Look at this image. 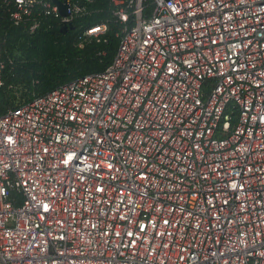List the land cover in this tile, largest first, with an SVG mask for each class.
I'll return each instance as SVG.
<instances>
[{"label": "built area", "instance_id": "2783aa9c", "mask_svg": "<svg viewBox=\"0 0 264 264\" xmlns=\"http://www.w3.org/2000/svg\"><path fill=\"white\" fill-rule=\"evenodd\" d=\"M58 1L0 0V86L7 38L118 45L0 111V264H264V0Z\"/></svg>", "mask_w": 264, "mask_h": 264}, {"label": "trees", "instance_id": "16d2710c", "mask_svg": "<svg viewBox=\"0 0 264 264\" xmlns=\"http://www.w3.org/2000/svg\"><path fill=\"white\" fill-rule=\"evenodd\" d=\"M106 3L107 0H95L97 5ZM104 16L97 13L80 18L65 33L57 27L43 28L33 37L7 38L4 47L21 63L3 69L0 111L18 106L34 94H44L86 74L103 71L118 45L114 29L108 30L106 41L93 40L82 47L78 46V34L80 26L98 23ZM231 110L234 120L236 110Z\"/></svg>", "mask_w": 264, "mask_h": 264}, {"label": "water", "instance_id": "95a60500", "mask_svg": "<svg viewBox=\"0 0 264 264\" xmlns=\"http://www.w3.org/2000/svg\"><path fill=\"white\" fill-rule=\"evenodd\" d=\"M54 2H56L57 4H59L60 6V11L62 14H66L67 13V9H66V6L61 4L58 0H53ZM73 28V25H69L68 27L67 26H62L60 28V31L62 33H65L68 29H72Z\"/></svg>", "mask_w": 264, "mask_h": 264}]
</instances>
